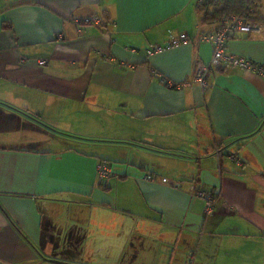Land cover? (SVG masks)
Returning a JSON list of instances; mask_svg holds the SVG:
<instances>
[{
	"label": "crops",
	"instance_id": "obj_1",
	"mask_svg": "<svg viewBox=\"0 0 264 264\" xmlns=\"http://www.w3.org/2000/svg\"><path fill=\"white\" fill-rule=\"evenodd\" d=\"M196 5L0 0V264H254L264 80L225 68L192 82L212 55L198 38L218 28ZM258 24L226 52L264 66Z\"/></svg>",
	"mask_w": 264,
	"mask_h": 264
},
{
	"label": "built area",
	"instance_id": "obj_2",
	"mask_svg": "<svg viewBox=\"0 0 264 264\" xmlns=\"http://www.w3.org/2000/svg\"><path fill=\"white\" fill-rule=\"evenodd\" d=\"M203 0H199L202 2ZM96 26H99L98 20L87 21ZM218 28L216 31L202 34L198 38V42H204L211 45L212 55L207 63L196 62L193 70L192 82L198 84L202 90L206 89V82L209 72L212 69H225L234 68L242 72H250L264 80V66L254 63L251 60L234 56L231 53L226 52L225 45L229 39L245 37L249 35L260 34L262 29L258 23L247 22L243 18L230 16L225 17L217 21ZM186 40V36H181L177 39H171L168 43L163 46L155 45L147 50V55L160 53L162 51L174 48L180 43ZM125 66V65H122ZM152 76L163 81L162 76L154 70H150ZM214 153L219 156L220 152L215 149ZM233 159V157H230ZM235 160V159H234ZM108 171L106 168L99 166L97 172L100 178L107 176ZM150 179V177H147ZM195 197L201 199L204 202V213L211 215L213 212V197L210 193L203 190L195 192Z\"/></svg>",
	"mask_w": 264,
	"mask_h": 264
},
{
	"label": "trees",
	"instance_id": "obj_3",
	"mask_svg": "<svg viewBox=\"0 0 264 264\" xmlns=\"http://www.w3.org/2000/svg\"><path fill=\"white\" fill-rule=\"evenodd\" d=\"M196 3V9L201 14L203 23L217 22L230 16L240 17L247 22L254 23H262L264 20L260 13L258 0H203L202 2L196 0ZM211 195L215 201V195ZM203 215L205 217L211 216L205 213Z\"/></svg>",
	"mask_w": 264,
	"mask_h": 264
},
{
	"label": "rangeland",
	"instance_id": "obj_4",
	"mask_svg": "<svg viewBox=\"0 0 264 264\" xmlns=\"http://www.w3.org/2000/svg\"><path fill=\"white\" fill-rule=\"evenodd\" d=\"M42 140H47L48 137H44L42 135H38ZM181 252H184L183 250H181ZM257 254L254 255V257L249 258L251 261L254 262V264H264V242H260L258 245V250H257ZM244 261V262H243ZM243 261H241V264H247L248 259L243 258Z\"/></svg>",
	"mask_w": 264,
	"mask_h": 264
}]
</instances>
